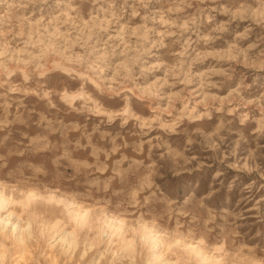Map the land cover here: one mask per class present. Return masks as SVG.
Returning <instances> with one entry per match:
<instances>
[{
  "label": "clouds",
  "instance_id": "obj_1",
  "mask_svg": "<svg viewBox=\"0 0 264 264\" xmlns=\"http://www.w3.org/2000/svg\"><path fill=\"white\" fill-rule=\"evenodd\" d=\"M155 3L0 0V264H264V0Z\"/></svg>",
  "mask_w": 264,
  "mask_h": 264
},
{
  "label": "rangeland",
  "instance_id": "obj_2",
  "mask_svg": "<svg viewBox=\"0 0 264 264\" xmlns=\"http://www.w3.org/2000/svg\"><path fill=\"white\" fill-rule=\"evenodd\" d=\"M164 2V0H157V3H155L152 7L154 9H159L161 6H162V3ZM214 7V6H213ZM3 10L0 9V12H2ZM14 14V13H13ZM223 17H218V19H222ZM113 36L118 40V41H125L127 40V37L126 36H122V35H119L117 33H113ZM33 39H36L35 37ZM193 39H196L195 35H193ZM219 43V42H217ZM179 49H176V51H178ZM209 51H212L211 49H209ZM215 51H221L220 48H216ZM227 93H220L221 96L223 95H226ZM33 99V104H34V107H35V110L37 113H40V106L39 105H35L34 101H35V98H32ZM22 110V109H21ZM17 111V107L16 105H12L11 107L8 108V111L7 113H5V110H4V104L2 101H0V123L3 122V120L5 119V117L7 116L8 119H11V114L15 113ZM41 115H43L41 113ZM37 118H40V116H38ZM258 126L257 125H253L250 129V131L255 134V131H256V128ZM260 143L264 144V140H262ZM187 176V174H185ZM196 177L195 176H191V177H187V181L186 182H175L174 183L176 184V186L181 190H185V188L188 186V184H191V186L195 187V183H196ZM210 179V177H209ZM207 183L208 181L205 180V181H202L201 182V185H200V191L201 192H205L206 189H207ZM31 196V194H30ZM234 201H235V197L233 198ZM219 203V202H218ZM235 206V204H234ZM88 213V210L85 209V216L87 215ZM30 256V253L28 252H25V253H22L19 255L18 257V260L20 262V264H28V258ZM50 264H59V259L58 257H56L55 255H52L50 254Z\"/></svg>",
  "mask_w": 264,
  "mask_h": 264
}]
</instances>
